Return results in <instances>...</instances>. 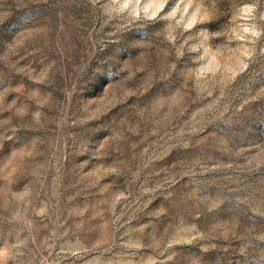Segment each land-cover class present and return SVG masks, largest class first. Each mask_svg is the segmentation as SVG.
<instances>
[{"label":"rangeland","instance_id":"1","mask_svg":"<svg viewBox=\"0 0 264 264\" xmlns=\"http://www.w3.org/2000/svg\"><path fill=\"white\" fill-rule=\"evenodd\" d=\"M0 264H264V0H0Z\"/></svg>","mask_w":264,"mask_h":264}]
</instances>
